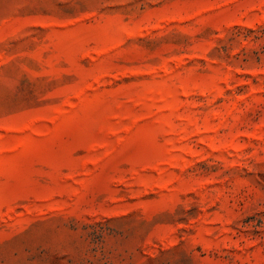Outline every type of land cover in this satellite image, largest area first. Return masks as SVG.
<instances>
[{"label": "rangeland", "instance_id": "obj_1", "mask_svg": "<svg viewBox=\"0 0 264 264\" xmlns=\"http://www.w3.org/2000/svg\"><path fill=\"white\" fill-rule=\"evenodd\" d=\"M0 264H264V0H0Z\"/></svg>", "mask_w": 264, "mask_h": 264}]
</instances>
